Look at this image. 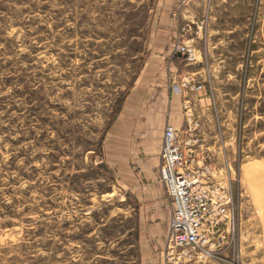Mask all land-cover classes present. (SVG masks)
Returning a JSON list of instances; mask_svg holds the SVG:
<instances>
[{"label": "rangeland", "instance_id": "obj_1", "mask_svg": "<svg viewBox=\"0 0 264 264\" xmlns=\"http://www.w3.org/2000/svg\"><path fill=\"white\" fill-rule=\"evenodd\" d=\"M195 1L184 21L195 57L182 76L201 72L213 119L190 92L194 146L219 176L234 166V195L242 189L253 209L242 214L241 259L264 264V0ZM162 7L0 0V264H142L141 175L107 150L106 134Z\"/></svg>", "mask_w": 264, "mask_h": 264}, {"label": "built area", "instance_id": "obj_2", "mask_svg": "<svg viewBox=\"0 0 264 264\" xmlns=\"http://www.w3.org/2000/svg\"><path fill=\"white\" fill-rule=\"evenodd\" d=\"M187 2L190 0H180L177 6L182 7ZM189 29L190 24L181 23V38L179 33L173 44V52L186 53L184 57L187 60L195 57L193 43L184 39V34ZM181 78L173 81L172 87L184 94L186 125L184 128H176L167 123L160 146V179L171 203L165 245L162 249L163 262L244 264L237 237L241 234L242 214L248 204L241 198L242 189L237 191V195L232 190L234 166L229 164L226 175L221 177L219 175L224 170L218 168L204 154H199L194 146L201 138L195 131L199 123L189 105V95L190 92H198L206 86L192 75L187 74Z\"/></svg>", "mask_w": 264, "mask_h": 264}, {"label": "crops", "instance_id": "obj_3", "mask_svg": "<svg viewBox=\"0 0 264 264\" xmlns=\"http://www.w3.org/2000/svg\"><path fill=\"white\" fill-rule=\"evenodd\" d=\"M177 2L163 0L162 17L160 20L158 18L155 38L148 47L150 51L106 134L107 150L122 152L124 158L129 160L128 166L135 168L142 178L138 180L143 199L139 218L142 264H164L162 249L171 203L160 179V146L167 123L176 128H184L186 125L184 94L175 91L172 83L191 69L187 67L183 55L173 52L172 39L181 21L184 23L196 17L197 10L193 6L197 1L183 5L178 16H175L173 11ZM160 23L163 25L160 26ZM160 33L165 37L161 39ZM192 71L197 77L201 75L197 74L199 71ZM199 94V100L205 104L213 119L208 88L200 90ZM248 206L245 211L247 214L253 210L252 205ZM242 231L249 232L247 223H242Z\"/></svg>", "mask_w": 264, "mask_h": 264}, {"label": "trees", "instance_id": "obj_4", "mask_svg": "<svg viewBox=\"0 0 264 264\" xmlns=\"http://www.w3.org/2000/svg\"><path fill=\"white\" fill-rule=\"evenodd\" d=\"M174 53H176V52H174ZM176 55H177V54H176ZM120 107H121V105H120ZM120 107H119L118 110H117L118 112L121 110ZM118 112H117V113H118ZM116 115H117V114H116ZM115 117H116V116H114V118H115ZM114 118L111 119V120H112L111 123L113 122Z\"/></svg>", "mask_w": 264, "mask_h": 264}, {"label": "water", "instance_id": "obj_5", "mask_svg": "<svg viewBox=\"0 0 264 264\" xmlns=\"http://www.w3.org/2000/svg\"><path fill=\"white\" fill-rule=\"evenodd\" d=\"M177 53L180 54V55H183V56L186 55V53H183V52H181V51H177Z\"/></svg>", "mask_w": 264, "mask_h": 264}]
</instances>
